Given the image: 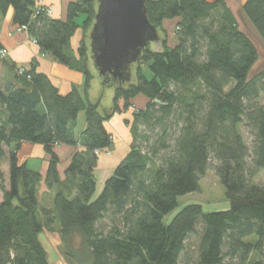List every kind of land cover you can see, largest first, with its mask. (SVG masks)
Listing matches in <instances>:
<instances>
[{
	"label": "trees",
	"instance_id": "trees-1",
	"mask_svg": "<svg viewBox=\"0 0 264 264\" xmlns=\"http://www.w3.org/2000/svg\"><path fill=\"white\" fill-rule=\"evenodd\" d=\"M33 4L0 0V18L11 9L12 23L26 27L40 53L82 73L84 81L82 93L72 87L61 95L33 60L24 68L14 66L18 88L0 93L5 115H0V264H49L39 241L44 231H57L70 264H264V187L252 183L264 171V106L258 103L264 70L248 78L258 52L225 0H146L148 21L157 32L154 43L161 49L147 45L121 80L99 77L102 87L114 91L112 113L104 116L100 102L85 99L91 80L85 38L78 59L70 54L76 31L92 30L97 0L69 3L64 21L33 17ZM241 10L264 45V0H245ZM172 20H178L175 44L168 45L162 25ZM137 97L147 103L132 110L131 121L124 120L129 151L94 198L97 156L113 146L104 124L132 109ZM81 112L84 128L71 140ZM139 125L157 131L152 138L140 135ZM241 127L251 137L249 146ZM138 139L143 149L135 145ZM24 143L42 146L48 156V189L61 184L55 147H79L65 170L70 188L57 191L49 208L39 209L43 177L26 161L18 162ZM210 161L217 163L228 209L204 212L189 204L165 223L179 197L198 192ZM105 218L112 222L107 233L96 228Z\"/></svg>",
	"mask_w": 264,
	"mask_h": 264
},
{
	"label": "crops",
	"instance_id": "crops-1",
	"mask_svg": "<svg viewBox=\"0 0 264 264\" xmlns=\"http://www.w3.org/2000/svg\"><path fill=\"white\" fill-rule=\"evenodd\" d=\"M74 1L75 0H43V3L51 10V19L64 21L66 19L67 5ZM206 1L212 2L214 0ZM244 2L245 0H225L226 6L232 12L238 27L241 28L240 30L244 31L247 35V32L249 31V35L252 38L253 35H255L261 42L259 36L241 10ZM177 22L178 20L165 21L162 28H172L173 37L174 28ZM79 33V31H76L70 41V54L76 59H78L77 50L81 38ZM167 41L168 45L175 44L174 38L172 40L167 38ZM0 46L7 51L4 59L0 61V93H8L13 89L18 88L13 67H27L33 60L36 61L37 71L46 75L61 95L69 93L72 87L78 88L83 84L84 79L82 78L81 73L59 64L52 60L48 55L40 53L39 48L32 42L29 35L26 32L19 31L18 27L12 23L11 9L8 10L5 17L0 18ZM137 102L140 103V109H142L141 107L145 106L147 100L143 97H137L131 101V104L134 106L137 105ZM0 115L2 118L5 116L1 112ZM126 116L123 117L121 114H114L111 120L104 124L105 129L112 135L113 146L110 150L99 153L97 156V165L93 173L96 182L94 198L99 195L104 182L112 175L116 166L124 159L129 151L131 135L129 128L124 125V120L127 119ZM111 123L116 125V129L118 128L119 130L118 133H116V129L112 128L113 125ZM78 149L79 147L68 145L55 147L54 151L59 161L57 165V173L61 184L56 185L52 189H48L44 183V177L48 165V156L44 153L42 146L27 143L21 145L17 152L18 162L26 161L28 168L38 171L43 177L42 182L37 188L39 209H43L46 206V208H49L51 206L52 197L57 191H66L67 188H70V182L65 176V170L71 156ZM35 156L37 161L33 162ZM43 195H47L46 206L43 203Z\"/></svg>",
	"mask_w": 264,
	"mask_h": 264
},
{
	"label": "rangeland",
	"instance_id": "rangeland-1",
	"mask_svg": "<svg viewBox=\"0 0 264 264\" xmlns=\"http://www.w3.org/2000/svg\"><path fill=\"white\" fill-rule=\"evenodd\" d=\"M239 29H241V28H239ZM244 29L247 30L246 28H244ZM163 30H164V33H161V37L166 36L169 40H172L173 39L172 28L171 29L167 28V29H163ZM77 31L80 32L79 33L80 34L79 36H81L80 40L82 38H85L84 42H85L86 47H87L85 63H86V69L91 76L90 89L88 90L85 99L91 104H95L97 102H100L99 108H98V112L100 113V115L104 116L106 114H111L112 113V107H113L112 106L113 105L112 99L114 96V91L112 88H105V87L101 86V81L99 78L100 75L98 73V70L94 66V63L92 60V55H91L90 49H89L91 30L85 34L80 29ZM21 32H23V31H21ZM159 33H160V30H159ZM247 33H248V36L251 38V40L254 42L255 47L257 49V52H258V61L254 65V67L251 69V71L248 75V78L251 79L264 70V45L259 41V39L255 35H253V38H252L249 35V31ZM148 48L152 51H158L161 49L160 42L158 41L156 44L154 42H150L148 44ZM50 58H52V57L50 56ZM52 60L56 61L54 58H52ZM81 75H82V78L84 79V75L82 73H81ZM78 89L82 93V88L78 87ZM258 103L260 105L264 106V96L260 97V99L258 100ZM139 104L140 103L137 102V105H134L133 108L130 109V111L127 110V111H122L121 113H115V114H121L123 117L127 115L126 118L131 121L132 120L131 119L132 110L133 109H137V110L140 109ZM120 105H122V104H120ZM141 108H144V107H141ZM111 118L109 120H107L105 123L109 122L111 120ZM111 124L113 125L114 123H111ZM84 125H85L84 113L81 112L78 114L75 123L71 127L69 138L71 140H77L78 139V133L83 129ZM115 126L116 125H113L112 128L116 129ZM172 128H174V126ZM138 130H139L140 135L146 134V135L151 136V138L155 134V132L157 131V130L152 131L143 125H139ZM118 132H119V130L117 128L116 133H118ZM239 132H240L246 146H249L250 142H251V137L249 136L248 132L246 130H244L242 127L239 129ZM135 145L138 147H141L142 149L145 146L144 144H142L140 139L136 140ZM34 158L35 159H33V162L37 161L36 156ZM216 164H217L216 162L210 161V164H209L207 171L205 172V174L201 177V179L199 181L198 192L187 194V195H184V196L178 198L177 208L164 218L165 223L169 222L170 219L179 210H181L185 205H189V204L200 205L204 212H216V211H224V210L228 209V200L226 199L224 188L220 184L219 179L215 174L214 168H215ZM252 183L254 185L259 186V187H264V171L258 172L257 175L252 179ZM4 186H7V178L6 177H5V181H4ZM38 200H39V198H38ZM43 200H44L43 203L46 206L47 195L43 197ZM111 227H112V222L109 218H105V219L99 221L96 225V228L102 230L104 233H107L111 229ZM39 241L42 244L44 250L46 251L47 260H48L49 264H70L62 256V250L60 248V240H59V235H58L57 231H51V232L44 231L43 233H41L39 235ZM189 243L192 245V247L190 249V252L192 253V252H194V248H195L194 245L197 244V237L194 236L190 240Z\"/></svg>",
	"mask_w": 264,
	"mask_h": 264
},
{
	"label": "water",
	"instance_id": "water-1",
	"mask_svg": "<svg viewBox=\"0 0 264 264\" xmlns=\"http://www.w3.org/2000/svg\"><path fill=\"white\" fill-rule=\"evenodd\" d=\"M145 1L97 0L90 46L101 78L123 79L146 46L156 41L157 32L148 21Z\"/></svg>",
	"mask_w": 264,
	"mask_h": 264
},
{
	"label": "built area",
	"instance_id": "built-area-1",
	"mask_svg": "<svg viewBox=\"0 0 264 264\" xmlns=\"http://www.w3.org/2000/svg\"><path fill=\"white\" fill-rule=\"evenodd\" d=\"M51 10L43 3V0H34L33 4V17L44 15L45 17L51 16ZM20 31L26 32V27L19 28ZM34 42V41H33ZM7 51L0 49V61L6 56ZM23 70H20L22 72Z\"/></svg>",
	"mask_w": 264,
	"mask_h": 264
}]
</instances>
